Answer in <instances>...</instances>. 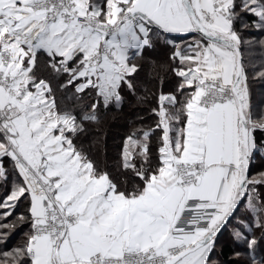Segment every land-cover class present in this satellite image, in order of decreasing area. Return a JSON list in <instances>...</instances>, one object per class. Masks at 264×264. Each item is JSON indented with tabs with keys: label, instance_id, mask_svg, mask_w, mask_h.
I'll list each match as a JSON object with an SVG mask.
<instances>
[{
	"label": "snow or ice",
	"instance_id": "snow-or-ice-1",
	"mask_svg": "<svg viewBox=\"0 0 264 264\" xmlns=\"http://www.w3.org/2000/svg\"><path fill=\"white\" fill-rule=\"evenodd\" d=\"M0 245L264 264V0H0Z\"/></svg>",
	"mask_w": 264,
	"mask_h": 264
},
{
	"label": "trees",
	"instance_id": "trees-1",
	"mask_svg": "<svg viewBox=\"0 0 264 264\" xmlns=\"http://www.w3.org/2000/svg\"><path fill=\"white\" fill-rule=\"evenodd\" d=\"M259 53H256L254 56L259 57ZM260 63V60L257 59V64ZM150 70L149 69H145V72L148 73ZM261 91L260 86H258V88L256 87V92L257 94H259V92ZM125 130V126H124V121H118L116 122V126L112 129V134H116V133H120L122 134L123 131ZM113 141L111 139V135L109 138V144H111ZM21 239V233L17 232L16 234H14L11 239H9L8 241V246L12 247L14 246L16 243L19 242V240ZM0 247H2V245H0Z\"/></svg>",
	"mask_w": 264,
	"mask_h": 264
},
{
	"label": "rangeland",
	"instance_id": "rangeland-1",
	"mask_svg": "<svg viewBox=\"0 0 264 264\" xmlns=\"http://www.w3.org/2000/svg\"><path fill=\"white\" fill-rule=\"evenodd\" d=\"M256 53H253L252 55L254 56ZM256 63H257V60H256ZM258 88V86H256Z\"/></svg>",
	"mask_w": 264,
	"mask_h": 264
}]
</instances>
